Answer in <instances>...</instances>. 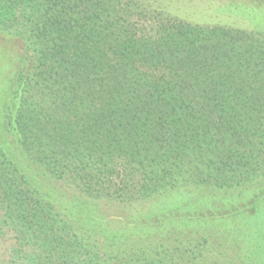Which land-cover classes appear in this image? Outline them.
<instances>
[{
    "label": "trees",
    "instance_id": "trees-1",
    "mask_svg": "<svg viewBox=\"0 0 264 264\" xmlns=\"http://www.w3.org/2000/svg\"><path fill=\"white\" fill-rule=\"evenodd\" d=\"M176 1L0 0L21 48L0 49L5 126L65 190L49 199L0 147L29 264H264V31L189 22ZM237 220L213 246L203 227Z\"/></svg>",
    "mask_w": 264,
    "mask_h": 264
},
{
    "label": "rangeland",
    "instance_id": "rangeland-1",
    "mask_svg": "<svg viewBox=\"0 0 264 264\" xmlns=\"http://www.w3.org/2000/svg\"><path fill=\"white\" fill-rule=\"evenodd\" d=\"M167 1V0H166ZM175 1V0H174ZM173 7V6H172ZM172 16H177L189 22H198L201 24H218V25H228L230 27H247L248 29H258L264 31V6H256L253 2L252 4L248 0H191L176 1L174 9L172 10ZM14 45V48L18 52H21V48L15 42H10L7 38H0V49H5L1 47H7L9 45ZM14 66L7 65L4 59L0 58V147H2L9 155L17 160V167L21 173H23L29 183L37 187V189L42 193L48 194V198L56 199L57 197H64L65 190L62 187L51 181L47 176L41 177L33 167L30 162L24 157L15 141L16 138L11 135L5 126L6 123V100L10 98V82L13 76ZM26 161V162H25ZM193 201L190 203L181 202L180 205H184L185 208H193L196 210L205 209L209 203L206 199L202 203H198L192 197ZM162 200H158L156 206L161 204ZM193 204H195L193 206ZM153 207V204H152ZM235 222V221H234ZM227 224L225 222H220L222 229H217L218 227L212 226L203 227L206 231L212 232L214 234L212 238V245L218 246L220 244L230 243L231 239L227 236L225 231L228 227H239L243 230V220H237L235 224ZM10 220H7L5 216V210L0 207V264H29L25 260V257L29 253H35L38 240H31L29 243H24L22 240L24 234L20 230L17 231L16 227H12ZM186 232L191 234L200 232L197 227L191 228ZM34 239V238H33ZM225 249V248H224ZM223 252V247H222ZM50 263L55 264V258H52ZM48 261V260H47ZM46 261V263H47ZM31 263V261H30Z\"/></svg>",
    "mask_w": 264,
    "mask_h": 264
}]
</instances>
